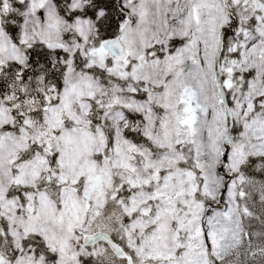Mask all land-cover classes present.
Returning <instances> with one entry per match:
<instances>
[{
	"label": "snow or ice",
	"instance_id": "1",
	"mask_svg": "<svg viewBox=\"0 0 264 264\" xmlns=\"http://www.w3.org/2000/svg\"><path fill=\"white\" fill-rule=\"evenodd\" d=\"M0 264H264V0H0Z\"/></svg>",
	"mask_w": 264,
	"mask_h": 264
}]
</instances>
